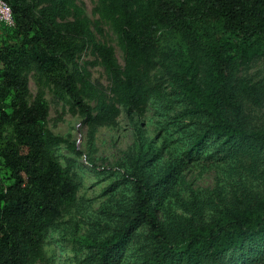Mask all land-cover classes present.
<instances>
[{
    "label": "trees",
    "instance_id": "obj_1",
    "mask_svg": "<svg viewBox=\"0 0 264 264\" xmlns=\"http://www.w3.org/2000/svg\"><path fill=\"white\" fill-rule=\"evenodd\" d=\"M4 1L13 11L15 26L7 28L17 43L0 49V166L8 173L6 184L0 174V264L44 261L50 228L77 199L70 168L59 162L55 148L80 150L47 128L44 91L29 101L26 72L31 69L82 118L91 140L96 128L113 124L122 111L144 117L148 105L165 110L155 71L172 79L190 110L207 120L181 161L159 180L140 172L153 147L139 133L130 217L110 237L88 245V264H120L141 225L151 233L144 264H248L238 259L245 251L263 262L264 194L176 237L161 222V196L177 181L181 165L210 145L227 158L264 153V130H247L224 113L225 107L239 111L234 94L239 61L264 50V0H98L96 21L76 0ZM103 22L117 35L123 66L115 48L97 40L96 33L104 34ZM87 51L96 58L93 65L105 68L110 88L91 80L88 62L79 63ZM199 59L205 62V83L198 79Z\"/></svg>",
    "mask_w": 264,
    "mask_h": 264
},
{
    "label": "rangeland",
    "instance_id": "obj_2",
    "mask_svg": "<svg viewBox=\"0 0 264 264\" xmlns=\"http://www.w3.org/2000/svg\"><path fill=\"white\" fill-rule=\"evenodd\" d=\"M92 21L99 19L94 10L98 0H76ZM104 34L97 40L115 48L116 58L124 65V54L117 35L103 22ZM17 43L12 29L0 26V49ZM95 56L87 51L79 60L91 73V80L104 88L111 83L102 65H93ZM175 68L174 65H169ZM234 82L235 113L225 107L224 113L237 120L247 130H264V50L238 63ZM198 79H208L205 62L199 59ZM32 102L44 91L49 107L47 128L56 135L76 143L75 153L62 144L55 148V156L64 168H70L77 186L76 202L65 207L62 219L49 231L45 242V260L36 264H88V245L105 240L130 217L134 202V173L141 139L139 133L152 144L153 149L140 170L146 179L159 180L170 165L181 161L194 138L205 126V118L191 111L189 101L163 71H155L161 78L166 101L164 111L149 108L144 117L121 112L113 124L100 126L90 139L89 128L70 105L56 97L52 89L40 84L34 69L26 72ZM206 77L207 79L204 80ZM242 84L248 86L247 90ZM94 105V103H91ZM10 110V109H9ZM8 132H12L10 126ZM177 181L161 196V222L171 237L184 234L188 228L210 222L223 211L253 203V198L264 194V153L236 158L218 155L210 145L205 153L193 158L179 169ZM1 184L7 183L8 173L0 166ZM151 248V233L146 225L134 230L133 240L120 258V264H144V256ZM230 259L233 255L228 256ZM250 251L238 255L248 264H264L252 257ZM253 261V262H252ZM90 264V263H89Z\"/></svg>",
    "mask_w": 264,
    "mask_h": 264
},
{
    "label": "built area",
    "instance_id": "obj_3",
    "mask_svg": "<svg viewBox=\"0 0 264 264\" xmlns=\"http://www.w3.org/2000/svg\"><path fill=\"white\" fill-rule=\"evenodd\" d=\"M14 27V16L11 6L4 0H0V26Z\"/></svg>",
    "mask_w": 264,
    "mask_h": 264
}]
</instances>
